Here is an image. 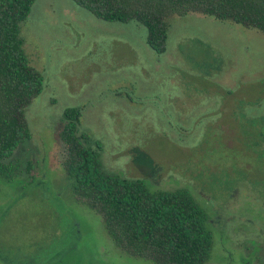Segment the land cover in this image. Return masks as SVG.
<instances>
[{
	"label": "rangeland",
	"instance_id": "rangeland-1",
	"mask_svg": "<svg viewBox=\"0 0 264 264\" xmlns=\"http://www.w3.org/2000/svg\"><path fill=\"white\" fill-rule=\"evenodd\" d=\"M167 25L155 53L134 21L33 0L19 34L43 85L24 110L29 138L3 160L0 264H152L72 194L57 137L69 106L103 169L190 193L211 233L206 264L264 263V36L198 13Z\"/></svg>",
	"mask_w": 264,
	"mask_h": 264
},
{
	"label": "trees",
	"instance_id": "trees-1",
	"mask_svg": "<svg viewBox=\"0 0 264 264\" xmlns=\"http://www.w3.org/2000/svg\"><path fill=\"white\" fill-rule=\"evenodd\" d=\"M98 19L134 21L155 53L166 45L167 19L198 13L253 29L264 36V0H71ZM33 0H0V176L14 165L3 160L29 138L25 108L43 85L23 50L20 24ZM80 109L65 107L57 137L64 146L62 168L75 199L94 210L116 247L152 264H206L211 233L206 214L185 188L151 190L140 179L103 169L99 146L77 133ZM264 264V263H259Z\"/></svg>",
	"mask_w": 264,
	"mask_h": 264
}]
</instances>
